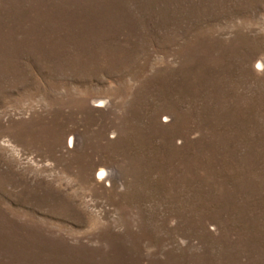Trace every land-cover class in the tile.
I'll return each mask as SVG.
<instances>
[{
  "label": "rangeland",
  "instance_id": "rangeland-1",
  "mask_svg": "<svg viewBox=\"0 0 264 264\" xmlns=\"http://www.w3.org/2000/svg\"><path fill=\"white\" fill-rule=\"evenodd\" d=\"M0 264H264V0H0Z\"/></svg>",
  "mask_w": 264,
  "mask_h": 264
},
{
  "label": "bare ground",
  "instance_id": "bare-ground-1",
  "mask_svg": "<svg viewBox=\"0 0 264 264\" xmlns=\"http://www.w3.org/2000/svg\"><path fill=\"white\" fill-rule=\"evenodd\" d=\"M97 171H98L100 174H102V175H103V173H104L105 169H103V168H99ZM98 175H99V174H98Z\"/></svg>",
  "mask_w": 264,
  "mask_h": 264
}]
</instances>
